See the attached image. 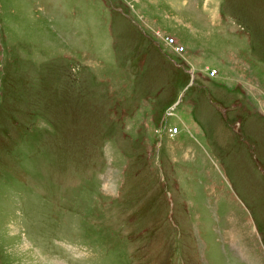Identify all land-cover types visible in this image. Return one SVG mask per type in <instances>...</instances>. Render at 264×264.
<instances>
[{
	"label": "rangeland",
	"instance_id": "374dc122",
	"mask_svg": "<svg viewBox=\"0 0 264 264\" xmlns=\"http://www.w3.org/2000/svg\"><path fill=\"white\" fill-rule=\"evenodd\" d=\"M0 264H264V0H0Z\"/></svg>",
	"mask_w": 264,
	"mask_h": 264
},
{
	"label": "built area",
	"instance_id": "2783aa9c",
	"mask_svg": "<svg viewBox=\"0 0 264 264\" xmlns=\"http://www.w3.org/2000/svg\"><path fill=\"white\" fill-rule=\"evenodd\" d=\"M169 45H170V47H173L174 48V50H178L179 49V47L174 43V41L173 40H170L169 39ZM164 132V131H163ZM177 133V129H169V136L170 137H174V135Z\"/></svg>",
	"mask_w": 264,
	"mask_h": 264
},
{
	"label": "water",
	"instance_id": "95a60500",
	"mask_svg": "<svg viewBox=\"0 0 264 264\" xmlns=\"http://www.w3.org/2000/svg\"><path fill=\"white\" fill-rule=\"evenodd\" d=\"M175 105H177V101H176L175 104L173 105V108H174Z\"/></svg>",
	"mask_w": 264,
	"mask_h": 264
},
{
	"label": "crops",
	"instance_id": "0c3cea01",
	"mask_svg": "<svg viewBox=\"0 0 264 264\" xmlns=\"http://www.w3.org/2000/svg\"><path fill=\"white\" fill-rule=\"evenodd\" d=\"M164 15H166V13H164ZM166 17H168L167 15H166ZM170 18V17H169ZM171 20H173V19H171Z\"/></svg>",
	"mask_w": 264,
	"mask_h": 264
}]
</instances>
